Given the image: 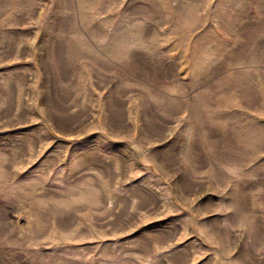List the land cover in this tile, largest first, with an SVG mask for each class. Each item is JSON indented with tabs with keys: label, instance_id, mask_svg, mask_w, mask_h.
<instances>
[{
	"label": "rangeland",
	"instance_id": "374dc122",
	"mask_svg": "<svg viewBox=\"0 0 264 264\" xmlns=\"http://www.w3.org/2000/svg\"><path fill=\"white\" fill-rule=\"evenodd\" d=\"M0 264H264V0H0Z\"/></svg>",
	"mask_w": 264,
	"mask_h": 264
}]
</instances>
